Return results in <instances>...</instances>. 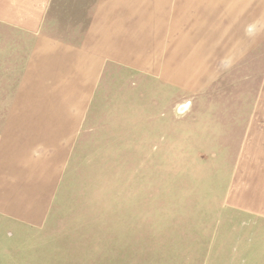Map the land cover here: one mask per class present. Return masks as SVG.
I'll use <instances>...</instances> for the list:
<instances>
[{
    "label": "crops",
    "instance_id": "1",
    "mask_svg": "<svg viewBox=\"0 0 264 264\" xmlns=\"http://www.w3.org/2000/svg\"><path fill=\"white\" fill-rule=\"evenodd\" d=\"M115 77L154 125L167 118L164 146L180 135L188 155L236 158L230 205L264 220V0H0V264L208 261L191 230L63 211L94 98ZM214 82L234 88L211 115L172 116L191 93L205 106Z\"/></svg>",
    "mask_w": 264,
    "mask_h": 264
},
{
    "label": "rangeland",
    "instance_id": "2",
    "mask_svg": "<svg viewBox=\"0 0 264 264\" xmlns=\"http://www.w3.org/2000/svg\"><path fill=\"white\" fill-rule=\"evenodd\" d=\"M126 83L127 78L115 77L94 98L92 124L71 159L66 187L59 194L63 211L123 213L132 220L143 214L146 228L198 235L192 239L208 246V261L200 264H264V220L230 205L236 158L188 155L180 135L172 146H164L167 118L162 114L161 125H154L152 110L137 108L132 94L121 91ZM211 87L209 94L205 92V106L198 93H191L173 108L172 116L211 115L207 103L221 102L234 88L217 87V82ZM241 92L247 95L243 87Z\"/></svg>",
    "mask_w": 264,
    "mask_h": 264
},
{
    "label": "built area",
    "instance_id": "3",
    "mask_svg": "<svg viewBox=\"0 0 264 264\" xmlns=\"http://www.w3.org/2000/svg\"><path fill=\"white\" fill-rule=\"evenodd\" d=\"M181 108V107H180ZM180 108H178V109H180Z\"/></svg>",
    "mask_w": 264,
    "mask_h": 264
}]
</instances>
